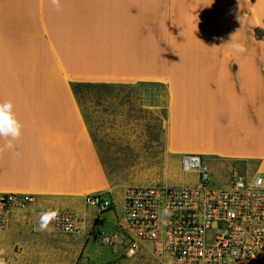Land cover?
<instances>
[{"label": "crops", "instance_id": "0c3cea01", "mask_svg": "<svg viewBox=\"0 0 264 264\" xmlns=\"http://www.w3.org/2000/svg\"><path fill=\"white\" fill-rule=\"evenodd\" d=\"M262 19L264 0H0V103L21 125L0 154V194L32 197L0 227V262L86 264L110 246L95 230L123 213L126 171L112 168L133 166L134 136L219 160L226 185L234 165L264 176ZM106 192L103 216L86 197ZM49 209L83 216L82 232L37 230Z\"/></svg>", "mask_w": 264, "mask_h": 264}, {"label": "built area", "instance_id": "2783aa9c", "mask_svg": "<svg viewBox=\"0 0 264 264\" xmlns=\"http://www.w3.org/2000/svg\"><path fill=\"white\" fill-rule=\"evenodd\" d=\"M182 171L197 175L182 185H130L123 193V213L112 235L104 237L128 255L141 244L151 246L159 264H259L264 260V176L252 177L234 165L230 182L216 186L199 154L181 158ZM31 196L0 194V227L13 210L24 208ZM86 202L100 212L111 210V192L91 194ZM80 214L59 212L52 226L82 232Z\"/></svg>", "mask_w": 264, "mask_h": 264}, {"label": "rangeland", "instance_id": "374dc122", "mask_svg": "<svg viewBox=\"0 0 264 264\" xmlns=\"http://www.w3.org/2000/svg\"><path fill=\"white\" fill-rule=\"evenodd\" d=\"M247 14V12H246ZM261 26H264V19H262ZM249 31V30H247ZM250 32V31H249ZM251 34V32H250ZM252 35V34H251ZM247 42V39L246 41ZM83 94L90 95L91 89H82ZM91 122V119H90ZM96 139H101L102 136H96ZM146 140V141H145ZM145 141V142H144ZM166 136L162 134H150L148 136H134L132 151L126 150L125 161L132 163L131 168L122 167L120 161L117 167L112 169L123 173V177L127 179L126 185H182L196 182L197 175L194 173L185 174L182 171L181 158L177 154H170L166 148ZM210 168L211 182L216 186H226L227 182V168L226 165L220 163L215 158H205V161ZM259 163L251 166V171H258ZM245 170V169H244ZM250 170V169H248ZM119 206V205H118ZM118 206L112 211L115 213V218L111 213L107 214L110 219H113L111 224H103L96 228V235L103 232L107 235H112L116 229V224L120 218ZM108 210L105 213H108ZM101 216V214H100ZM109 217H106V219ZM95 247L98 252L87 260L86 264H159L153 254L151 246L148 244H141L137 253L128 255L127 250L123 247L105 246L97 244ZM259 264H264V260Z\"/></svg>", "mask_w": 264, "mask_h": 264}, {"label": "clouds", "instance_id": "9594fccd", "mask_svg": "<svg viewBox=\"0 0 264 264\" xmlns=\"http://www.w3.org/2000/svg\"><path fill=\"white\" fill-rule=\"evenodd\" d=\"M51 4L57 8L60 7L61 0H50ZM234 36V35H233ZM231 37V40L227 45H230L231 49L236 53H244L247 51L245 45L241 42L235 41ZM215 47V46H213ZM21 136V125L15 117L13 112V105L11 102L0 103V139H4L6 143L0 145V154H3L5 150L14 149L15 145L13 141L18 140ZM19 156V153H16ZM59 216V210L49 209L42 212L40 221L37 226L39 231H47L50 228L52 222L57 220ZM2 253V250H0ZM2 264V262H0Z\"/></svg>", "mask_w": 264, "mask_h": 264}, {"label": "water", "instance_id": "95a60500", "mask_svg": "<svg viewBox=\"0 0 264 264\" xmlns=\"http://www.w3.org/2000/svg\"><path fill=\"white\" fill-rule=\"evenodd\" d=\"M252 32L258 39H264V28L258 27V28H253Z\"/></svg>", "mask_w": 264, "mask_h": 264}]
</instances>
